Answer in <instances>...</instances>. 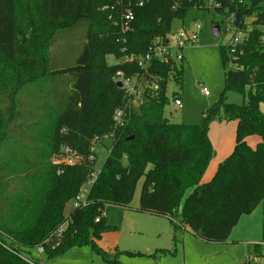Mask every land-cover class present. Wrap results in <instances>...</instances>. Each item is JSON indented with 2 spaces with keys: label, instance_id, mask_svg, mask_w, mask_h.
Masks as SVG:
<instances>
[{
  "label": "trees",
  "instance_id": "1",
  "mask_svg": "<svg viewBox=\"0 0 264 264\" xmlns=\"http://www.w3.org/2000/svg\"><path fill=\"white\" fill-rule=\"evenodd\" d=\"M129 1L135 18L122 32L121 9ZM208 1L146 0L137 6L136 0H0V64L26 54L29 40L42 34L51 41L59 30L82 26L86 31L83 49L71 63L57 66L48 58L41 67L40 60L33 62L47 74L54 108L36 114L23 107L26 98L20 92L32 75H0V264H32L26 251L38 245L51 259L70 246L94 242L109 228L105 205L129 206L141 180V211L172 221L180 215L184 225L211 243L228 240L243 214L261 201L264 206V0H215L220 6L213 7ZM193 8L253 18L244 25L250 39L243 53L220 44L225 88L219 102L202 124L170 122L164 115L169 81L181 88L183 66L155 61L151 72L161 76L159 95L128 108L126 124L114 129L113 113L123 95L113 76L137 67L107 64L105 57H123V47L127 53H145L152 40L167 36L173 22ZM229 90L243 94L244 102H227ZM220 107L228 120H236L235 145L212 178L203 181L213 155L209 122ZM112 131L111 150L90 187L91 202L75 208L76 195L94 168L91 142ZM251 135L260 138L255 147L248 142ZM64 146L78 151L79 163L64 162ZM63 224L59 238L55 232ZM254 249L258 256L264 253L260 244Z\"/></svg>",
  "mask_w": 264,
  "mask_h": 264
},
{
  "label": "rangeland",
  "instance_id": "2",
  "mask_svg": "<svg viewBox=\"0 0 264 264\" xmlns=\"http://www.w3.org/2000/svg\"><path fill=\"white\" fill-rule=\"evenodd\" d=\"M224 21L225 15L219 14L215 8H193L182 20L173 22L172 30L167 36L173 44L178 32L183 31L188 37L192 36L197 25L200 26V31L195 42L187 41L182 49L175 51L176 54H183V59H177V64L183 66L182 83L181 88L177 87L174 84L176 82L171 79L168 96L171 99L173 91L179 92L183 105L177 107L170 101L165 107L164 115L170 122L202 124L207 111L219 102L225 88V69L220 44H227L231 38V33L225 32ZM251 21V18L246 19V23ZM216 22H219L222 33L218 37L214 34ZM85 32V27L82 26L59 30L51 41L44 40L45 34H42L35 37L36 40H29L31 48L26 54H19L15 61L0 64V75L10 71L21 77L33 76L29 87L26 86L20 92L26 98L23 107L36 114L55 107L50 82L41 67L48 58L57 66L63 62L71 63L83 49ZM121 58L106 56L105 61L107 64H114L122 61ZM39 60L41 67L33 64ZM228 67L233 66L229 63ZM204 88L209 91L208 95L204 94ZM226 101L240 105L244 102V95L229 90ZM235 132L236 120H228L222 107L218 108L215 117L209 122L208 134L213 146L209 164L211 168L217 165L223 155L231 153L235 145ZM110 134L111 132L95 135L91 142V148L94 146L96 154L91 172L93 176L97 175L111 150L113 139ZM259 141L257 135L248 137L252 147ZM209 172L206 176L210 178L205 177V181L212 177ZM89 181L90 176L83 189H90ZM142 184L143 180L139 182L129 206L105 205L104 219L109 228L99 238H93L97 246L93 245L94 242L76 244L51 259L37 247L29 248L26 254L31 260L40 262L36 259H42L46 264H246L251 254V247L246 240L255 237L256 242H263V201L252 212L240 217L228 240L210 243L196 236L184 225L180 215L177 224L165 215L141 211L139 206ZM191 191L192 189L187 190L185 197ZM251 263L264 264V258L259 257L258 261L252 260Z\"/></svg>",
  "mask_w": 264,
  "mask_h": 264
},
{
  "label": "built area",
  "instance_id": "3",
  "mask_svg": "<svg viewBox=\"0 0 264 264\" xmlns=\"http://www.w3.org/2000/svg\"><path fill=\"white\" fill-rule=\"evenodd\" d=\"M146 0H136L137 6H143ZM208 6H220L219 2H215V0H209L207 2ZM236 14L228 13L225 14V32L231 33V38L225 44V46L232 52L236 51L237 49H240V52L243 53L242 47L245 45L248 40L250 39V32L244 28L246 23V18H243V24L242 27L239 28L236 25ZM135 18V8L132 6L131 1H129L128 5L124 6V8L121 9V15H120V28L122 32H126L130 28L131 22ZM253 20L252 17H249ZM115 23H118V21H115ZM199 28L200 26L197 25L194 29V33L192 36H187L185 32L181 31L178 32L174 44L168 39L167 36H159L156 37L152 42L150 43L147 51L145 53H127L126 47L122 48V52H124V56L121 58L122 63H128L129 65H135L137 67V70L135 72L129 73L127 70H117L116 73L113 76L114 81L121 82L122 86L120 87L122 90L123 95V102L120 106H118L114 113H113V126L114 129L120 128L126 124L127 121V112H129L128 108L137 109L147 98L158 96L160 93V80L161 76L156 75L153 76V73L151 72V66L153 62L155 61H161L162 63H168L175 61L177 63V59H183V54H176L175 51H177L179 48L182 49L183 46L187 41L195 42L198 39L199 34ZM263 32H264V26ZM264 40V36L262 37ZM171 81V79H170ZM169 81V82H170ZM174 81V80H173ZM172 81V82H173ZM175 84V83H174ZM176 86V85H175ZM169 88V86H168ZM174 92V91H173ZM172 92V93H173ZM204 94L208 95L209 91L204 88L203 89ZM168 94V91H167ZM170 101L173 102V104L177 107H182L183 101L182 98L179 95L172 96ZM114 132L112 131L110 134V137H114ZM108 135H106L107 137ZM99 140V139H97ZM102 140V138L100 139ZM62 159L65 163L69 165H75L80 162V154L78 151L70 146H64V148L61 151ZM65 155V157H64ZM96 154L94 150V146L91 148V153L89 155V159L91 161H94L96 159ZM93 172V171H92ZM97 176V175H96ZM96 176H93L92 173L90 174V181L89 186L94 183ZM89 192L90 189H83V186L80 188L78 194L76 195V198L73 202V207L75 208H83L87 207L90 204L89 199ZM96 221H99V218L96 219ZM175 222L177 224L178 220L176 219ZM66 228V224L61 225L55 232L56 236L59 238L63 237L64 230ZM261 245V248L264 251V241L259 243ZM58 243L54 245L57 246ZM38 250L41 253H46V249L44 245H38ZM259 257L264 258V253L261 255H254L251 254L249 256V263L252 264L253 261H258ZM33 258V257H32ZM32 264H37L33 260H28ZM40 264H43L41 262Z\"/></svg>",
  "mask_w": 264,
  "mask_h": 264
},
{
  "label": "crops",
  "instance_id": "4",
  "mask_svg": "<svg viewBox=\"0 0 264 264\" xmlns=\"http://www.w3.org/2000/svg\"><path fill=\"white\" fill-rule=\"evenodd\" d=\"M180 96H181V94H180ZM182 97V96H181ZM225 157H226V155H223L222 156V158L220 159V161H218L217 162V165L216 166H214L213 168H211V165H209L208 166V169H207V171L205 172V174H204V177H203V181H205V177H208V176H206L207 175V173H208V171H210L209 173L211 174V176H213L214 175V173H215V171H216V169H217V166H218V164L220 163V162H222L224 159H225ZM211 164V163H210ZM210 167V168H209ZM208 178H210V177H208ZM212 178V177H211ZM210 180V179H209ZM123 207H125V206H123ZM178 220V219H177ZM233 230H234V228H233ZM232 230V231H233ZM232 233V232H231ZM196 235V234H195ZM231 235V234H230ZM197 236V235H196ZM199 237V236H198ZM200 238V237H199ZM229 239V238H228ZM256 238L254 237H251V238H249V239H247L246 240V242L248 243V245H249V247H251V254H254V255H256V253H257V251H256V249H254V246L255 245H257V244H259V242H256ZM211 243V242H210ZM250 254V255H251ZM37 260H39L40 262H43L42 261V259H37ZM44 264H46V262H43ZM247 263H249V262H247ZM246 263V264H247Z\"/></svg>",
  "mask_w": 264,
  "mask_h": 264
},
{
  "label": "water",
  "instance_id": "5",
  "mask_svg": "<svg viewBox=\"0 0 264 264\" xmlns=\"http://www.w3.org/2000/svg\"><path fill=\"white\" fill-rule=\"evenodd\" d=\"M242 24H243V17L241 16L240 13H237L236 14V25L241 28L242 27ZM214 34L216 37L220 36L221 35V27L219 24H216L214 26ZM116 85L118 87H121L122 86V83L121 82H117Z\"/></svg>",
  "mask_w": 264,
  "mask_h": 264
}]
</instances>
